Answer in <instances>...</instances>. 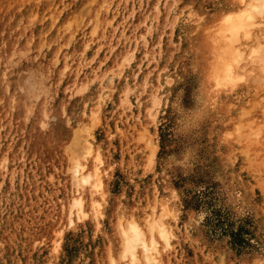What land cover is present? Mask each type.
<instances>
[{"label": "rangeland", "instance_id": "rangeland-1", "mask_svg": "<svg viewBox=\"0 0 264 264\" xmlns=\"http://www.w3.org/2000/svg\"><path fill=\"white\" fill-rule=\"evenodd\" d=\"M39 1L32 15L0 0V43L16 42L0 50V264H108L116 214L141 221L154 196L178 215L168 264H264V144L248 158L225 137L259 125L264 88L242 83L211 105L191 48L232 0H97L94 33L93 0ZM77 8L86 23L65 42L56 27ZM78 128L104 157L99 230L65 218Z\"/></svg>", "mask_w": 264, "mask_h": 264}, {"label": "bare ground", "instance_id": "bare-ground-1", "mask_svg": "<svg viewBox=\"0 0 264 264\" xmlns=\"http://www.w3.org/2000/svg\"><path fill=\"white\" fill-rule=\"evenodd\" d=\"M27 1L32 15L44 6L39 0ZM96 2L97 0H93L89 3L91 10L88 16L91 19L88 23L84 21L80 9L77 8L70 15L71 21L66 22L62 27L57 25L58 37L64 36L69 31L73 21H78L81 25L86 23V27L93 25L91 33L96 32L98 25L95 23L100 19L99 3ZM197 31L198 41L196 43L193 41L191 48L194 51L198 50L206 63L205 80L212 92L211 105L223 104V93L233 91L242 83L249 87L264 88V0H232L229 6L214 13L209 23L204 24ZM66 39L67 36H64V41ZM10 47L15 48L16 42L13 41L9 45L4 41L0 43V50ZM58 57L56 56L55 60H58ZM63 69L66 70L68 67L64 66ZM34 88L30 86V89ZM26 102L22 101V104ZM25 106L28 107L27 104L23 105ZM249 113L242 111V118ZM257 114L260 119L259 125L252 126V123L241 122L225 136L227 140L231 139L245 150L243 153L246 157L264 144V98L259 102ZM149 116L155 118V114L150 113ZM93 117H96V113ZM81 131L84 130L82 128L75 130L74 141L71 143L69 159L66 160L64 170L69 190L65 218L69 226L92 220L99 230L102 207L108 201V192L104 183L105 171H103L105 162L102 154L94 147L95 139L91 135L81 136ZM149 211L146 212L145 217L142 216L141 221L133 216L125 218L123 214H116L117 250L112 253L110 248L108 264H112L113 261L115 264H146V256L152 259L154 264L170 263L171 242L178 231V215L166 201L157 196H154ZM58 234L60 235L61 232ZM133 238L138 241L137 251L134 255L121 259V256L127 252L129 241ZM44 264H51V258Z\"/></svg>", "mask_w": 264, "mask_h": 264}, {"label": "clouds", "instance_id": "clouds-1", "mask_svg": "<svg viewBox=\"0 0 264 264\" xmlns=\"http://www.w3.org/2000/svg\"><path fill=\"white\" fill-rule=\"evenodd\" d=\"M44 129H47V125L44 126ZM137 244L138 241L136 238L130 240L127 252L121 256V259H124L126 256L129 255H134V253L137 251ZM112 264H115V261H113ZM146 264H154V261L146 256Z\"/></svg>", "mask_w": 264, "mask_h": 264}]
</instances>
